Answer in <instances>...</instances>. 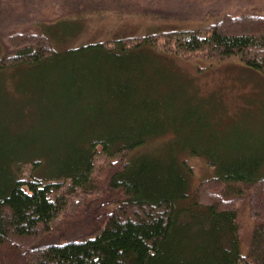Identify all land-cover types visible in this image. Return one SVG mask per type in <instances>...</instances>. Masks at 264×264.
I'll return each mask as SVG.
<instances>
[{"label": "trees", "instance_id": "1", "mask_svg": "<svg viewBox=\"0 0 264 264\" xmlns=\"http://www.w3.org/2000/svg\"><path fill=\"white\" fill-rule=\"evenodd\" d=\"M3 37L0 70L59 56L43 31L11 33L8 44ZM118 42L156 56L235 57L264 73V13H225L192 30ZM102 106L96 120L68 122L53 149L37 136L30 150L13 148L15 137L0 141V264H264V155L226 163L206 157L219 171L192 187L185 156L200 154L170 143L174 127L159 108ZM26 163L30 180L21 178Z\"/></svg>", "mask_w": 264, "mask_h": 264}, {"label": "rangeland", "instance_id": "2", "mask_svg": "<svg viewBox=\"0 0 264 264\" xmlns=\"http://www.w3.org/2000/svg\"><path fill=\"white\" fill-rule=\"evenodd\" d=\"M243 10L263 14L264 0H0L4 44L11 33L43 31L59 52L37 66L0 70V141L15 137L13 148L30 150L37 136V142L51 140L53 149L68 122L96 120L102 103H149L173 125L170 143L200 154L185 156L192 187L219 171L209 159L226 163L264 155V73L235 57L156 56L144 46L118 42L192 30ZM102 158L94 156L96 170ZM23 167L21 178L30 180L31 163ZM209 193L217 194L214 188ZM241 219L247 221L245 212ZM241 232L246 241L248 229Z\"/></svg>", "mask_w": 264, "mask_h": 264}]
</instances>
